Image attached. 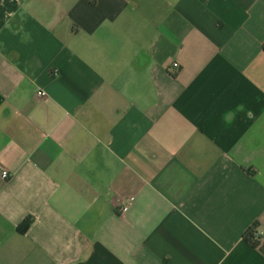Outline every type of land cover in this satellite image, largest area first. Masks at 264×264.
Segmentation results:
<instances>
[{"label":"crops","instance_id":"obj_1","mask_svg":"<svg viewBox=\"0 0 264 264\" xmlns=\"http://www.w3.org/2000/svg\"><path fill=\"white\" fill-rule=\"evenodd\" d=\"M2 169L0 264H264V0H0Z\"/></svg>","mask_w":264,"mask_h":264},{"label":"trees","instance_id":"obj_2","mask_svg":"<svg viewBox=\"0 0 264 264\" xmlns=\"http://www.w3.org/2000/svg\"><path fill=\"white\" fill-rule=\"evenodd\" d=\"M30 219L26 218L21 224H20V229L22 231H25L28 226L30 225ZM257 223L252 226L245 234L244 239L250 243L254 247H258L260 245V238L257 236L256 229H257Z\"/></svg>","mask_w":264,"mask_h":264},{"label":"built area","instance_id":"obj_3","mask_svg":"<svg viewBox=\"0 0 264 264\" xmlns=\"http://www.w3.org/2000/svg\"><path fill=\"white\" fill-rule=\"evenodd\" d=\"M174 66H178V63H174ZM41 95H45V92L44 91H41ZM8 174H9V172H8V170L7 169H2L1 170V173H0V175H1V177L2 178H7L8 177ZM132 200V199H131ZM130 201V200H129Z\"/></svg>","mask_w":264,"mask_h":264}]
</instances>
